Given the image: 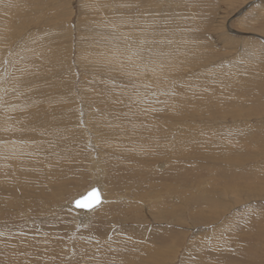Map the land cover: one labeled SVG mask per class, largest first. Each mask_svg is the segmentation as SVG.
I'll return each instance as SVG.
<instances>
[{
  "label": "rangeland",
  "instance_id": "rangeland-1",
  "mask_svg": "<svg viewBox=\"0 0 264 264\" xmlns=\"http://www.w3.org/2000/svg\"><path fill=\"white\" fill-rule=\"evenodd\" d=\"M0 2V264H264V0Z\"/></svg>",
  "mask_w": 264,
  "mask_h": 264
},
{
  "label": "bare ground",
  "instance_id": "bare-ground-1",
  "mask_svg": "<svg viewBox=\"0 0 264 264\" xmlns=\"http://www.w3.org/2000/svg\"><path fill=\"white\" fill-rule=\"evenodd\" d=\"M3 2V1H2ZM1 3V2H0ZM4 4H1V8H4V6H3ZM2 10V9H1ZM6 10V9H5ZM4 11V10H3ZM2 14V13H1ZM5 20V19H4ZM146 95V94H145ZM148 95H150V94H148ZM141 96H142V93H141ZM160 96H163V95H161L160 94ZM141 99V98H140ZM166 99V98H165ZM17 101V100H16ZM149 103H151V101H149ZM148 103V104H149ZM171 104V103H170ZM13 105V104H12ZM173 105V104H172ZM175 105V104H174ZM171 106L170 108H173V107H175V106ZM177 106V105H176ZM180 106V105H179ZM5 108V107H4ZM18 108V107H17ZM170 108H166V110H163V111H166V112H168V113H166L167 115H169V116H166L165 115V117L168 119L169 118V120H176L177 121V123L179 122V120H177L175 117L173 118L172 117V115H173V113L170 111ZM163 109V108H162ZM13 110V109H12ZM16 110V109H15ZM7 111V110H6ZM6 111H4V113L6 112ZM7 114H8V112H6ZM147 115V114H146ZM143 116H145V114H143ZM6 117V116H5ZM156 117V116H155ZM142 118H144V117H142ZM7 120V119H6ZM8 121V120H7ZM171 124V123H170ZM1 125V124H0ZM141 129V128H140ZM139 129V130H140ZM139 130H137L138 132H139ZM176 131V130H175ZM11 132V131H10ZM9 132V133H10ZM3 134V133H2ZM2 134H0V135H2ZM9 135V134H8ZM164 135V134H163ZM179 135V138L176 136V138L180 141V144L181 143H183V142H185L186 141V138L184 137V135L182 134V133H180V134H178ZM6 138V137H5ZM164 139V138H163ZM162 140V139H161ZM172 140V139H171ZM164 144H166V146L168 145V146H170V143L168 142V141H165L164 142ZM0 145H1V143H0ZM159 144H152V147H155V148H162L163 149V146L162 145H160V146H158ZM173 145H175V144H173ZM176 146V145H175ZM185 146V145H184ZM7 147V146H6ZM139 147H141V146H139ZM2 148V147H1ZM169 149L171 148V147H168ZM25 149V148H24ZM35 149V148H34ZM132 149V148H131ZM162 149H156L155 151H151V153L149 152L148 154H146L145 156L146 157H150L151 155H156L157 157L159 156V157H161L162 155H164V156H166L167 154V152L166 153H163V151H162ZM165 149H167V148H165ZM140 150V149H139ZM168 150V149H167ZM177 150V149H176ZM175 150V151H176ZM142 151V150H141ZM166 151V150H165ZM7 152H10V153H12V152H14V148H12V147H10V146H8V148H7ZM32 152V151H31ZM169 153V152H168ZM179 153H180V151H179ZM182 153V152H181ZM185 153V152H184ZM7 154H9V153H7ZM133 154V153H132ZM141 154V153H140ZM144 154V153H143ZM173 154V153H172ZM129 155H131V153L129 154ZM171 155V154H170ZM178 155V154H177ZM183 155V154H182ZM185 155V154H184ZM7 156V155H6ZM168 156V155H167ZM172 156V155H171ZM155 157V156H154ZM6 158V157H5ZM135 158V157H134ZM180 158V157H179ZM181 158H183V157H181ZM140 159V158H139ZM98 172V171H97ZM97 176V175H96ZM99 176V175H98ZM97 178V177H96ZM99 180V179H98ZM97 180V181H98ZM101 180V179H100ZM99 180V181H100ZM101 183H99V182H96V185H93V186H91L90 188H92V187H98V189H99V191H100V195H101V202H100V204L99 205H97L96 207H94L93 209H91L90 211H83V210H75V211H77V212H83V213H86V214H89L90 212H92V210H94V209H96V208H98V207H100V206H102V203H105L104 202V195H103V193L101 192L102 191V188L103 187H101V185H100ZM89 188V189H90ZM88 189V190H89ZM86 192V191H85ZM84 192V193H85ZM82 195V194H81ZM80 195V196H81ZM79 197V196H78ZM77 198V197H76ZM75 199V198H74ZM185 199V198H184ZM72 200H73V198H72ZM71 200V201H72ZM182 201H184V200H182ZM154 202H156V200L154 201ZM170 210V209H169ZM69 211V210H68ZM72 211V210H71ZM73 212V211H72ZM166 213H168V211H166ZM74 214V213H73ZM169 214H171V213H169ZM84 216H85V214H84ZM89 216V215H88ZM80 219H82L81 217H80ZM83 219H86V218H84L83 217ZM82 219V220H83ZM89 220V219H88ZM110 229V228H109ZM107 231V230H106ZM134 232V231H133ZM137 233V232H136ZM131 235H133V234H131ZM116 238V237H115ZM119 239V238H118ZM113 240H116V239H114L113 238ZM116 241H118V240H116ZM113 244H114V242H113ZM134 244V243H133ZM115 245V244H114ZM147 245H148V243H147ZM111 246V245H110ZM157 253H158V250H157ZM148 254V253H147ZM156 260V259H155Z\"/></svg>",
  "mask_w": 264,
  "mask_h": 264
},
{
  "label": "snow or ice",
  "instance_id": "snow-or-ice-1",
  "mask_svg": "<svg viewBox=\"0 0 264 264\" xmlns=\"http://www.w3.org/2000/svg\"><path fill=\"white\" fill-rule=\"evenodd\" d=\"M101 202V197L97 189L93 188L89 195L78 199L75 204L78 208L91 209Z\"/></svg>",
  "mask_w": 264,
  "mask_h": 264
},
{
  "label": "water",
  "instance_id": "water-1",
  "mask_svg": "<svg viewBox=\"0 0 264 264\" xmlns=\"http://www.w3.org/2000/svg\"><path fill=\"white\" fill-rule=\"evenodd\" d=\"M93 188H95V189H97L98 190V192H99V195H100V191H99V189H98V187H92V188H90L89 190H87L85 193H83L81 196H79V197H77V198H75V199H73L71 202H69L67 205H64L62 208H67V209H69V210H83V211H90L91 209H93V208H91V209H87V208H78L77 206H76V204H75V201L76 200H78V199H81V198H83V197H85V196H87V195H89L90 194V192H91V190L93 189ZM100 197H101V195H100ZM100 204V203H99ZM99 204H97V205H99ZM96 205V206H97ZM95 206V207H96Z\"/></svg>",
  "mask_w": 264,
  "mask_h": 264
}]
</instances>
